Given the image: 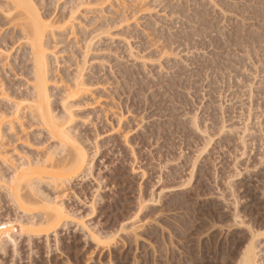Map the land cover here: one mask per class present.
<instances>
[{"label":"rangeland","instance_id":"1","mask_svg":"<svg viewBox=\"0 0 264 264\" xmlns=\"http://www.w3.org/2000/svg\"><path fill=\"white\" fill-rule=\"evenodd\" d=\"M36 1L51 18L82 2ZM83 1L76 26L48 39L56 57L49 59L50 102L56 114L65 107L74 113L71 130L90 164L59 194L41 184L75 216L49 237L28 239L8 227L14 236L1 234L0 264H225L249 231L264 232V1ZM4 10L0 85L8 88L0 86V109L14 102L26 108L33 60L23 56L27 40L5 24ZM80 74L88 95L67 97L65 84ZM21 114L12 131V116L0 124V230L24 215L8 195L11 173L56 146L42 124ZM133 224L142 228L133 231L137 242ZM92 232L114 233L116 242L96 247Z\"/></svg>","mask_w":264,"mask_h":264},{"label":"bare ground","instance_id":"2","mask_svg":"<svg viewBox=\"0 0 264 264\" xmlns=\"http://www.w3.org/2000/svg\"><path fill=\"white\" fill-rule=\"evenodd\" d=\"M81 1H82V2H80L81 4H83L85 2L83 0H81ZM134 1H137V0H133V2ZM139 1L140 0H138L137 3H139ZM262 1H264V0H262ZM0 3L5 9L4 10L5 13H2V15H4L3 17L6 19L5 24L6 25H7V23L9 25L11 24L10 26L12 27V29H14L13 31L12 30L11 31L14 33V31L16 30V32H18L17 33L18 35L20 34L23 38H25L27 40V41H23V44H24V42H26L25 46L27 47V48H25V53L23 51V53H24L23 56H27V58L29 57L30 60H33L32 61L33 64H32L31 68L28 67V70L25 71L26 72L25 74H27L28 78H29V76H31V78H33L32 80H34V81H32L30 79L32 84H33V82H34V84L31 87L29 86V90L31 88V92L29 91L30 93L27 95V97H29L28 100L30 101V104L28 103L29 106L26 108H23L21 103L16 102V104H15V102H14L13 103L14 106H11L12 103L11 104L9 103L10 107H8L9 105H7L8 108L5 107L6 108L5 110L0 109V116H2V118H0V124L1 125L6 124V122H4L6 120V118L7 117L10 118L12 116V118L7 122L9 124V126L8 125L7 126H8V128L12 127L14 129V127H15L14 124L16 123L14 121L15 120L14 118H16V117L21 118L20 114H21L22 110L24 112V110L26 111V109H28V111H26L25 113H26V117L29 118L28 119L29 123L31 121L30 125H32L33 122L39 123V125L42 124V127L44 126L47 133L56 142V143L54 142V144H56V146L53 147L54 149L53 148L51 149L50 153L46 154L44 157L42 156V158L40 157V159H39V157H37V159H34L33 161L25 158L26 162L21 161L22 163H20L18 166L15 167V169H14L15 173H14V171L12 172V173H14V175H12V173H11V177L13 176V178L10 180L12 182V183L10 182V184H12V186H9L8 195L11 196L13 198L12 200L15 201V203H16L15 206H17L16 210L18 209L19 211L23 212L24 215L21 217V215H22V213H21V215L20 216L18 215L17 216L18 218H15L14 221L12 219H10L12 223L6 221V223L4 225H7V228L5 226H3V227H5V229L1 228V230H0V244H1L2 243L1 241H3L1 234L3 232H5V230H6V233L8 234L7 235L8 237L6 235H5L6 237L4 236L5 238H9L10 236H14L12 234H17L20 236H26L28 239H33V238H42L43 236L49 237L53 233L56 234L62 226H67V224H69V221H70L69 218H71L70 216L72 215V212L68 211L67 208L65 209V205H63L64 203L59 201V200H56L57 199L56 197L51 198L52 196L51 197L48 196L45 193V190L42 189L41 184L46 183V185L49 186L50 188L53 187L54 190H57V193L59 194L60 192H63L61 190H64L65 186L69 185L72 181L76 180V178H78L80 176V174L83 172V170L86 168V166L88 164H90V162H89V156H88L87 150L80 144L78 137L76 135H74L73 131L71 130L72 129L71 124H72V121L74 120V117H75L74 113L72 112V110L69 107H65L67 109H64L63 110L64 112H62V114L59 113L61 115L56 114V112L53 110V108L51 106V102H50L51 101L50 97L52 96L51 95L52 93L50 94V92H51L50 89L52 88V87H50L51 86L50 83L53 82L54 79L51 78L52 72H51L50 68H52L53 66L50 65L51 62L49 61V59L50 58L52 59L53 55L51 57H49L50 56L49 55V53H50L49 52V50H50L49 44L51 41H48V39H50V37L53 38L54 35H56V34L61 35L64 32L66 34L67 31L69 32L72 30L73 26H76L74 24L76 23V19L78 17L75 16L76 15L75 13H76V10L79 9L80 3H78L79 5L76 4L77 6L74 7V8H76V9H73L74 13L71 10L70 15H67V16L65 15V16L60 17V18H51L50 15L49 16L43 15L40 12V7L38 5L39 3H37L36 0H0ZM87 3H89V2H87ZM1 5H0V7H2ZM252 7H253V5H252ZM257 7H255V9ZM89 8L90 7H88V9ZM260 8H262V4H261ZM99 9H102V8H99ZM259 9L257 8V11ZM95 10H97L96 7H95ZM263 10L264 9H262V12H264ZM99 11H101V10H99ZM262 17H261V15L259 16V18H262ZM4 18H3V20H4ZM197 21L198 20H196V22ZM260 23H261V20H260ZM260 23L258 22V24H260ZM103 24L104 23H102L101 26ZM195 25H196V23H195ZM195 25H194V27L196 28ZM197 25H199V24H197ZM99 26L100 25H98V27ZM98 27H97L98 30H100L102 28V27L101 28L100 27L98 28ZM200 28L202 29V27H200ZM203 28H206V27H203ZM256 30H258V28ZM196 33H198V32H196ZM194 34H195V32H194ZM254 34H257V33L255 32ZM186 35H188V34H186ZM253 35H252V37L255 36V35L254 36ZM248 38H247V40H248ZM251 42L253 43L254 41H251ZM260 42L262 44V40ZM21 46H22V43L20 44V47H19L22 50ZM54 54H56V53H54ZM54 58H56V57H53L52 60H54ZM25 69H27V68H25ZM52 71L54 72L53 68H52ZM50 72H51V74H50ZM28 74H30V75H28ZM68 80H70V81L67 82V85L65 84V88H64L67 97H70V98L75 97V96L81 97V96H85L84 94L89 92L90 85L87 83V80L83 77V75L80 74L79 76L77 75L73 79H68ZM1 82L3 83V79ZM4 83L2 85H0L2 87V89H4V88L6 89V87L8 86V85L5 86ZM4 90H3V93L7 92ZM86 95H88V93ZM4 101H5V99H4ZM6 104H8V103H6ZM1 105H4V104H1ZM1 108H4V106ZM23 112H22V114H23ZM27 112H29V113H27ZM25 113L23 114V116L25 115ZM1 125H0V128L5 126V125H3L1 127ZM9 129L12 131L11 128H9ZM9 129L7 131H10ZM9 135L10 134H8V136ZM13 135H15V134H13ZM6 136H7V134H6ZM0 153H2V155H3L5 152L3 153L1 151ZM2 155L0 157H2ZM8 158L9 157H7V156L5 158L3 156V160H5V162H7L6 160ZM22 160H24V159H22ZM9 162H7V163H9ZM10 164H11V162H10ZM14 165L15 164H13V166ZM9 179H8V181H9ZM53 188H52V190H53ZM4 190H7V186H6V189H4ZM58 190H60V192ZM4 192L6 193V191H4ZM54 194L56 195V193H54ZM11 197H9V198H11ZM6 199H7V196H6ZM12 203H14V202H11V204ZM182 208L183 207H181V205L178 203V206L176 207V209L181 210ZM195 208H196V206H195ZM73 216H75V215L73 214L72 217ZM176 217H177L176 220L179 223L178 224V231H181V229H183V228H181L182 216H181L180 211H177ZM138 222H139V220H138ZM174 222H175V220H174ZM9 223H11V224H9ZM214 223H215V221H214ZM240 223H243L242 225H244L246 222L244 223V221H243ZM78 224H80V223H78ZM210 224L216 225V223L213 224V223H211V221H210ZM245 225H247V224H245ZM131 226L128 227L132 230V231L129 230V231H131V233L133 231L136 232L135 229L137 228V230H138L140 227V225L138 226L135 224L134 225L135 228L132 226V228H134V230H133L131 228ZM250 226H247V228ZM8 227H9L10 231L13 228V233L11 232L12 234L9 233V231L7 232ZM141 227H142V224H141ZM207 227H208V225H207ZM213 227H210V225H209L210 229ZM122 228H124V227H122ZM193 228H194V226L191 225L189 227L188 231H190ZM140 229H142V228H140ZM251 229H253V228H251ZM199 230H198V232H199ZM255 230H257V229H255ZM259 230L261 231V229L258 228L257 233H255L256 231L254 232L253 230L249 231L251 236L248 235L250 237V239L248 238L247 243L243 242L244 243L243 244L241 242L242 244H240L239 246L237 245V247L235 246L236 248L234 247V249H235L234 251H232V252L230 251L231 253L228 251L227 254L230 253L228 255V259H225V261L223 260L224 262H226L225 264H261L259 262L262 260V257L260 256L262 254H259L260 252L258 250L263 245L261 243L260 248L258 249L257 243L259 240L258 236H260V235L264 236V232H262V231L259 232ZM125 231H126V229L124 230V232ZM134 232H133V239L136 238L135 236H137V235L134 236V234H135ZM204 233H207V232H204ZM204 233L202 231V234L200 236H202ZM113 234H108V233H106V234L105 233L104 234H102V233L95 234V232L94 233L92 232L91 240L93 241V243H95L96 247L105 246V247H108L107 248V250H108L111 247L110 245L113 243V241L116 242V239H115L116 236H114L115 234L114 235ZM136 234H138V233L136 232ZM162 234H163V232H162ZM168 234L171 237L170 234H172V233L169 232ZM148 235H150V234H148ZM179 235H180V232H179ZM126 236H128V235H126ZM162 236H164V235H162ZM140 237H142V236H140ZM140 237H139V239H140ZM162 238H164V237H162ZM172 238H174V237L172 236ZM172 238H169V239L172 240ZM136 239H138V237ZM176 239H178V238L176 237ZM164 240H165V238H164ZM178 240L180 242V238ZM167 241H168V239H167ZM134 242H137V240L134 239ZM162 242H165V241H163V239H162ZM172 242H170V243H172ZM209 242H210V240H209ZM197 243H200V241ZM104 244H107L108 246L104 245ZM124 244H125V241H124ZM210 244L211 243H209V245ZM137 245L138 244L136 243V247H138ZM234 245H235V242H234ZM176 246H178V245L176 244ZM162 247H161V250H162ZM166 247H167V245H166ZM166 247H164V248H166ZM199 247H201V246H199ZM263 248H264V246H263ZM178 249L179 248H177V250ZM225 251H226V249H225ZM182 254H184V253H182ZM197 254H198V252H197ZM227 254H226V256H227ZM226 256H225V258H227ZM263 259H264V257H263ZM181 260H182V258H181ZM181 260L179 259V262H181ZM109 263L112 264L111 262H109Z\"/></svg>","mask_w":264,"mask_h":264}]
</instances>
